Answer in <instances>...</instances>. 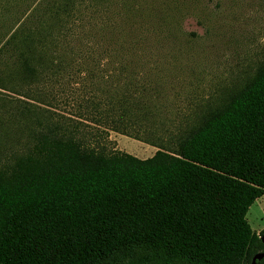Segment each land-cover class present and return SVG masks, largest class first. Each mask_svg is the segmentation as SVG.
I'll return each mask as SVG.
<instances>
[{"label":"trees","instance_id":"obj_1","mask_svg":"<svg viewBox=\"0 0 264 264\" xmlns=\"http://www.w3.org/2000/svg\"><path fill=\"white\" fill-rule=\"evenodd\" d=\"M75 9V0H42L3 47L11 69H0V88L45 107L19 106L25 140L0 146V264H133L134 250L140 264H250L264 251V229L245 219L264 193V59L184 125L160 119L129 75L83 87L76 118L58 115L55 96L34 83L62 67L55 45ZM107 130L156 150L104 151L96 140Z\"/></svg>","mask_w":264,"mask_h":264},{"label":"rangeland","instance_id":"obj_2","mask_svg":"<svg viewBox=\"0 0 264 264\" xmlns=\"http://www.w3.org/2000/svg\"><path fill=\"white\" fill-rule=\"evenodd\" d=\"M40 2L0 0V69L5 63L11 69L3 48L6 39ZM75 4L55 45L62 67L34 83L43 95L55 96L49 109L58 115L76 118L71 113L85 93L83 87L103 88L111 79L122 82L129 75L138 88L145 87L143 94L160 119L171 126L184 125L219 104L264 59V0H75ZM19 106L35 112L45 107L7 86L0 88V146H18L25 140L24 127L13 118ZM82 128L84 141L93 142L88 128ZM96 141L104 151L121 150L138 158L156 150L113 130ZM245 219L256 233L264 229V193L249 205ZM142 256L143 251L134 250L125 261L140 264Z\"/></svg>","mask_w":264,"mask_h":264},{"label":"water","instance_id":"obj_3","mask_svg":"<svg viewBox=\"0 0 264 264\" xmlns=\"http://www.w3.org/2000/svg\"><path fill=\"white\" fill-rule=\"evenodd\" d=\"M260 239H261L262 242L264 243V234H261V235H260ZM262 256H264V251L256 252V253L251 257L250 264H254L255 260H256V259H260Z\"/></svg>","mask_w":264,"mask_h":264}]
</instances>
